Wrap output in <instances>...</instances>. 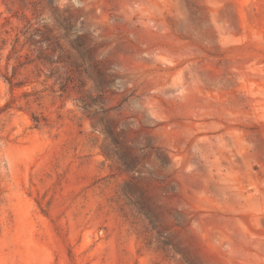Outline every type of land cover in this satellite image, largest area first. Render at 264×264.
Segmentation results:
<instances>
[{
  "label": "rangeland",
  "instance_id": "374dc122",
  "mask_svg": "<svg viewBox=\"0 0 264 264\" xmlns=\"http://www.w3.org/2000/svg\"><path fill=\"white\" fill-rule=\"evenodd\" d=\"M49 1L114 92L0 75V264H264V0Z\"/></svg>",
  "mask_w": 264,
  "mask_h": 264
},
{
  "label": "trees",
  "instance_id": "16d2710c",
  "mask_svg": "<svg viewBox=\"0 0 264 264\" xmlns=\"http://www.w3.org/2000/svg\"><path fill=\"white\" fill-rule=\"evenodd\" d=\"M44 5L49 8L47 20L39 13ZM31 15L11 14L0 23V61L4 54V71H0V75L11 87L24 85L27 81L21 78L19 70L33 66L38 77L51 81V85L62 93L76 77L82 86L84 74L92 77L98 94L114 92L111 85L116 76L112 68L97 54L93 36L76 33L72 28L71 12L63 14L49 0H32ZM87 97L82 95L78 99L86 111L90 106ZM92 126L97 125L92 123ZM101 126L105 134L118 143L120 130L115 129L114 122Z\"/></svg>",
  "mask_w": 264,
  "mask_h": 264
}]
</instances>
